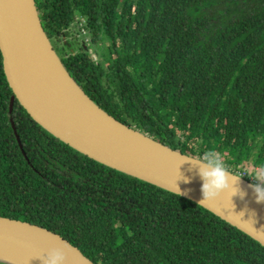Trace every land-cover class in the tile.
Listing matches in <instances>:
<instances>
[{"label":"trees","instance_id":"1","mask_svg":"<svg viewBox=\"0 0 264 264\" xmlns=\"http://www.w3.org/2000/svg\"><path fill=\"white\" fill-rule=\"evenodd\" d=\"M35 5L50 40L81 20L93 46L108 43L98 61L80 45L60 59L109 115L183 154L217 152L230 171L264 165V0ZM12 95L0 52L1 217L53 231L95 264H264L258 241L189 198L82 154L17 99L10 112Z\"/></svg>","mask_w":264,"mask_h":264},{"label":"water","instance_id":"2","mask_svg":"<svg viewBox=\"0 0 264 264\" xmlns=\"http://www.w3.org/2000/svg\"><path fill=\"white\" fill-rule=\"evenodd\" d=\"M0 52L13 91L10 112L17 99L34 121L82 154L195 201L264 246V202L256 201L252 183L229 176L228 190L202 199L198 171L202 165L188 158L195 157L123 124L74 81L42 27L35 0H0ZM11 125L16 134L13 121ZM16 138L22 149L17 134ZM235 187L239 191L233 195ZM241 192L246 194L242 197ZM62 246L64 264H95L61 235L0 216V260L43 264L51 251Z\"/></svg>","mask_w":264,"mask_h":264},{"label":"clouds","instance_id":"3","mask_svg":"<svg viewBox=\"0 0 264 264\" xmlns=\"http://www.w3.org/2000/svg\"><path fill=\"white\" fill-rule=\"evenodd\" d=\"M188 158L195 159L198 164L202 165L198 170L202 181V199H214L222 191L228 190L230 188L229 176L234 175L235 181H238L242 176L247 175L250 180L254 181L251 188L256 201L258 203L264 202V165L253 168L251 171H245L243 174H232L227 169L222 156L217 152L206 151L199 158ZM238 191L236 188L233 195L237 194ZM239 194L243 197L246 193L241 192ZM63 249L64 246L51 251L43 259V264H64L66 254ZM0 264H7V262L0 261Z\"/></svg>","mask_w":264,"mask_h":264},{"label":"rangeland","instance_id":"4","mask_svg":"<svg viewBox=\"0 0 264 264\" xmlns=\"http://www.w3.org/2000/svg\"><path fill=\"white\" fill-rule=\"evenodd\" d=\"M67 32L68 34L64 37H61L59 40H55L54 38H51L50 40L54 50L56 51L59 57L67 55L71 51L75 52L78 49L77 47L80 45L82 48H85L88 51L92 60L98 61V58H101V56H99L100 52H103L105 49L108 48V43L103 41L99 42L96 46L92 45V42H90L89 37H87V35L85 34V29H82L81 20H79L78 22L77 20H75L71 24ZM68 46H71L72 49H68ZM102 61L105 62L104 57ZM244 165H246V169L249 170L252 166L251 161H248Z\"/></svg>","mask_w":264,"mask_h":264},{"label":"built area","instance_id":"5","mask_svg":"<svg viewBox=\"0 0 264 264\" xmlns=\"http://www.w3.org/2000/svg\"><path fill=\"white\" fill-rule=\"evenodd\" d=\"M245 171H250L249 169H244V170H237V171H233L236 174H243V172ZM243 178H245L246 180H248L251 183H254V181L250 180L249 177L247 175L242 176Z\"/></svg>","mask_w":264,"mask_h":264},{"label":"bare ground","instance_id":"6","mask_svg":"<svg viewBox=\"0 0 264 264\" xmlns=\"http://www.w3.org/2000/svg\"><path fill=\"white\" fill-rule=\"evenodd\" d=\"M0 256H2V252H0ZM11 259H13L11 261L16 262V263H19V264H31V263H28V262L23 261V260H20V259H16V258H11Z\"/></svg>","mask_w":264,"mask_h":264}]
</instances>
